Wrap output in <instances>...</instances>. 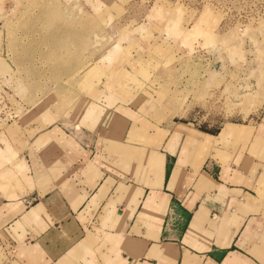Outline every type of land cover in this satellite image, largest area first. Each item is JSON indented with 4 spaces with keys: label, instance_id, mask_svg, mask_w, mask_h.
<instances>
[{
    "label": "crops",
    "instance_id": "1",
    "mask_svg": "<svg viewBox=\"0 0 264 264\" xmlns=\"http://www.w3.org/2000/svg\"><path fill=\"white\" fill-rule=\"evenodd\" d=\"M155 11L99 84L0 124V264H264V106L215 133L166 114L143 52L174 50L185 28ZM194 23L209 35L220 20Z\"/></svg>",
    "mask_w": 264,
    "mask_h": 264
},
{
    "label": "rangeland",
    "instance_id": "2",
    "mask_svg": "<svg viewBox=\"0 0 264 264\" xmlns=\"http://www.w3.org/2000/svg\"><path fill=\"white\" fill-rule=\"evenodd\" d=\"M164 4L185 30L177 32L172 51L144 50L141 65L149 75L140 78L149 99L170 117L211 133L258 116L264 106V0H118L94 12L77 0H0V124L74 86L99 84L116 52L137 49L132 27L158 19L155 10ZM207 13L220 20L209 35L193 26Z\"/></svg>",
    "mask_w": 264,
    "mask_h": 264
},
{
    "label": "bare ground",
    "instance_id": "3",
    "mask_svg": "<svg viewBox=\"0 0 264 264\" xmlns=\"http://www.w3.org/2000/svg\"><path fill=\"white\" fill-rule=\"evenodd\" d=\"M70 28H72V27H70ZM66 29V28H65ZM60 32H61V30H60ZM66 32V31H65ZM77 32V31H76ZM54 34V33H53ZM57 34V33H56ZM56 34H54V35H56ZM56 37V36H55Z\"/></svg>",
    "mask_w": 264,
    "mask_h": 264
},
{
    "label": "built area",
    "instance_id": "4",
    "mask_svg": "<svg viewBox=\"0 0 264 264\" xmlns=\"http://www.w3.org/2000/svg\"><path fill=\"white\" fill-rule=\"evenodd\" d=\"M11 117H13V116H10L9 118H11ZM9 118H8V119H9Z\"/></svg>",
    "mask_w": 264,
    "mask_h": 264
}]
</instances>
